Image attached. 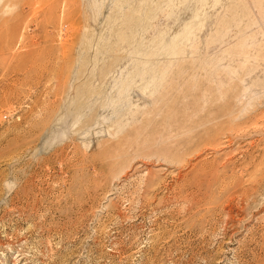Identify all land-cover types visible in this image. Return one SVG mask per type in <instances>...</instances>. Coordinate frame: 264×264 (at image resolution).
<instances>
[{
	"label": "rangeland",
	"instance_id": "obj_1",
	"mask_svg": "<svg viewBox=\"0 0 264 264\" xmlns=\"http://www.w3.org/2000/svg\"><path fill=\"white\" fill-rule=\"evenodd\" d=\"M0 264H264V0H0Z\"/></svg>",
	"mask_w": 264,
	"mask_h": 264
}]
</instances>
